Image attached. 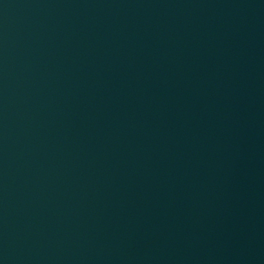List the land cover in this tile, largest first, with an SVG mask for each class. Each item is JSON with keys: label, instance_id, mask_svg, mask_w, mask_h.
I'll list each match as a JSON object with an SVG mask.
<instances>
[{"label": "water", "instance_id": "1", "mask_svg": "<svg viewBox=\"0 0 264 264\" xmlns=\"http://www.w3.org/2000/svg\"><path fill=\"white\" fill-rule=\"evenodd\" d=\"M264 185V0H0V264H222Z\"/></svg>", "mask_w": 264, "mask_h": 264}]
</instances>
